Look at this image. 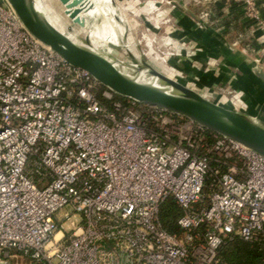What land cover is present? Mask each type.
Returning <instances> with one entry per match:
<instances>
[{"label":"built area","instance_id":"1","mask_svg":"<svg viewBox=\"0 0 264 264\" xmlns=\"http://www.w3.org/2000/svg\"><path fill=\"white\" fill-rule=\"evenodd\" d=\"M189 2L208 25L210 4H238L262 33L231 43L264 71L258 0ZM115 95L0 0V264H230L220 249L235 238L264 264V156ZM169 199L175 232L159 215Z\"/></svg>","mask_w":264,"mask_h":264},{"label":"water","instance_id":"2","mask_svg":"<svg viewBox=\"0 0 264 264\" xmlns=\"http://www.w3.org/2000/svg\"><path fill=\"white\" fill-rule=\"evenodd\" d=\"M7 1L23 25L37 39L71 65L88 71L101 85L116 95L181 115L264 156V122L245 114L232 103L220 100L225 97L221 93L213 91L214 98L210 99L205 95L204 86L194 87L176 77H168L159 72L135 47L137 54L131 52L120 36L119 41L107 43L105 47L100 48L116 49V54L125 61L137 64L141 68L146 67L151 75L175 88L177 93H169L151 85L138 83L121 74L109 61L90 50L87 38L82 41L83 45L70 40L37 11L35 0ZM81 2L84 10L90 7V3L86 4L84 0ZM166 3L187 12L200 29L211 30L207 23L182 3L178 4L173 0H167ZM223 43L239 64L247 68L264 86L263 69L232 43L225 40ZM1 264L6 263L1 262Z\"/></svg>","mask_w":264,"mask_h":264},{"label":"rangeland","instance_id":"3","mask_svg":"<svg viewBox=\"0 0 264 264\" xmlns=\"http://www.w3.org/2000/svg\"><path fill=\"white\" fill-rule=\"evenodd\" d=\"M111 1L113 5L118 4L122 6V14L120 13L118 17L125 20L127 25L126 35L131 36L135 40L136 43L134 45H136V50L159 72L173 78V76L164 70L159 59L164 60V63H167L166 65L171 68V62L173 59L179 62L183 57H187V60L191 61L190 72H192V70L196 71V69L203 71L206 75H202L203 78H211L213 80L215 79V82L210 86L214 90L221 92L223 96L232 98V100L234 99L235 95L243 100L244 92L233 86L234 78L238 73L237 70L232 69L233 72L229 77H226L227 72L224 73L219 71V69H221L218 66L219 60L212 62V59L208 58L203 66H199V64H196V62L193 61L194 57H196L198 53H202L204 49L195 41L186 39V37L183 38L182 35H179V22L181 20L180 16H177L176 9L171 5H168L166 0ZM47 2L52 5L58 15L67 21H72V15L74 11L70 3L65 0H47ZM106 17V24L110 29H112L108 20V12ZM78 23H81L82 25L85 24L81 20H79ZM116 23L117 26H119L118 19L116 20ZM194 27L195 29H200L195 22ZM89 29L90 25H87L86 30ZM113 32H115V34L120 37L122 36L120 27H116V30L114 29ZM176 35H179V37ZM91 38L94 39L93 37ZM147 40L150 41L149 46L147 45ZM112 50L116 54V49L113 48ZM181 64L183 63L181 62ZM180 67L182 68L184 66L180 65ZM171 71L176 74V76H184V74L178 70L176 73L173 68ZM197 76L194 77L195 81H198ZM61 214L62 212L60 215ZM66 223L67 222H65L64 225H66Z\"/></svg>","mask_w":264,"mask_h":264},{"label":"crops","instance_id":"4","mask_svg":"<svg viewBox=\"0 0 264 264\" xmlns=\"http://www.w3.org/2000/svg\"><path fill=\"white\" fill-rule=\"evenodd\" d=\"M173 1L177 2L178 4L182 3L186 7L189 6L188 8L196 15L202 9L201 7H194L193 4L189 2V0ZM258 1L262 5V14L264 17V0ZM174 8L176 9L177 16H180L181 19L179 22V35H182L183 38L186 37V39L197 42V44L204 49L202 53H198V55L194 57L193 61H195L196 64H199V66H203L208 58L212 59V62L219 60L218 66L221 68L219 71L224 73L227 72L226 77L230 76V74L233 72L232 69L237 70L239 74H236L233 86L244 92V97L240 106L241 108L239 109L245 114L256 117L257 119L264 122L263 84L256 77H254L247 70V68L239 64L237 59L232 55V53H230L223 43L224 40L231 43L232 41L238 39L242 45L250 42L252 45L257 46V42L259 41L262 33L261 30L255 27L244 17L238 4L223 2L210 4V18L214 21L213 25H209L211 30L195 29L194 20L192 17L187 12L176 7ZM120 13L121 11H118V15ZM120 20L124 25L119 24L118 27H120L121 35L124 34L126 36V22L121 18ZM179 35L176 36L179 37ZM149 43L150 41L147 40L148 46ZM181 62L183 64H181ZM171 65V69L173 68L176 73L180 71L184 74L183 77H179V79L184 83H187L188 81H194L198 86L210 87L211 84L215 82V79L213 80L211 78H203L202 75H206L199 69H196V71L192 70V72H190L191 61L187 60V57H183L179 62L173 59ZM180 65L184 67L181 68ZM195 76L198 77V81L194 80Z\"/></svg>","mask_w":264,"mask_h":264},{"label":"bare ground","instance_id":"5","mask_svg":"<svg viewBox=\"0 0 264 264\" xmlns=\"http://www.w3.org/2000/svg\"><path fill=\"white\" fill-rule=\"evenodd\" d=\"M65 1L70 3L73 7L74 12L72 15V21H67L58 15L56 10L47 2V0H35V6L41 15L43 14L53 26L64 33L74 43L83 45L82 41L87 38L89 49L109 61L124 76L133 79L138 83L151 85L169 93H177L175 88L164 84L158 78L151 75L146 67L141 68L137 64L129 63L110 49H100L101 47H105L107 43L116 42L117 40L119 41V36L113 31L115 27H118L116 23L117 19L120 25H124L122 24L120 17H118L120 15H118V11H122V6L118 4L113 5L111 0H105L106 2L102 0H84V3H90V7L84 10L81 0ZM107 12L108 20L113 31L106 24ZM79 20L83 21L85 24H79ZM87 25H90L89 30H86ZM122 39L129 50L136 55L137 53L134 50V47L136 46L134 45L136 43L135 40L124 34L122 35ZM111 54L115 55L117 58L113 57ZM159 61L167 73L179 79L180 76H176V74L171 71V68L166 65L167 63H164V60L159 59ZM187 83L194 87H200L194 81H188ZM204 92L207 94L213 93L212 87H205Z\"/></svg>","mask_w":264,"mask_h":264},{"label":"trees","instance_id":"6","mask_svg":"<svg viewBox=\"0 0 264 264\" xmlns=\"http://www.w3.org/2000/svg\"><path fill=\"white\" fill-rule=\"evenodd\" d=\"M115 96L119 98L118 95ZM159 215L161 223L167 231L178 230L176 219L180 215V210L173 200L169 199L160 206ZM220 256L230 264H261L260 247L237 238L221 247Z\"/></svg>","mask_w":264,"mask_h":264}]
</instances>
